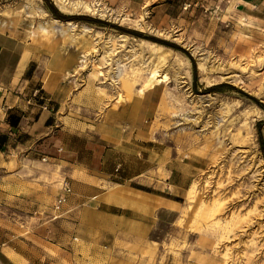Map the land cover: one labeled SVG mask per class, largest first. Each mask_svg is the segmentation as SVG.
I'll return each instance as SVG.
<instances>
[{
    "label": "rangeland",
    "instance_id": "rangeland-1",
    "mask_svg": "<svg viewBox=\"0 0 264 264\" xmlns=\"http://www.w3.org/2000/svg\"><path fill=\"white\" fill-rule=\"evenodd\" d=\"M33 1L0 0V19L5 7H18L21 16L11 21H37L31 30L53 37L52 50L74 48L79 72L64 81L87 85L83 102L100 104V113L126 97H143L144 126L159 141L162 165L191 167L185 183L178 170L176 187L160 192L175 206L162 203L153 215L139 207L147 233L140 251L128 252L135 262L127 264H264V110L253 100L264 104V21L246 18L238 0H147L141 6L69 0L97 1L104 15ZM50 3L64 15L100 19L141 36L75 20L67 36L50 34L39 28L56 19L44 11ZM81 25L90 27L87 35ZM222 83L241 92L214 89ZM43 222L19 218L14 225L23 238Z\"/></svg>",
    "mask_w": 264,
    "mask_h": 264
},
{
    "label": "crops",
    "instance_id": "crops-1",
    "mask_svg": "<svg viewBox=\"0 0 264 264\" xmlns=\"http://www.w3.org/2000/svg\"><path fill=\"white\" fill-rule=\"evenodd\" d=\"M238 4L246 18L264 21V0ZM18 10L5 7L0 19V264L135 262L128 252L140 251L147 233L139 207L153 215L162 203L175 206L160 192L176 187L178 170L185 183L191 167L162 165L159 141L144 126L143 97H126L101 113L100 104L83 102L91 89L74 82V48L52 50L53 37L31 30L37 21H11L21 16ZM67 74L74 78L65 82ZM64 178L71 193L54 212ZM19 218L44 220V227L20 238Z\"/></svg>",
    "mask_w": 264,
    "mask_h": 264
},
{
    "label": "bare ground",
    "instance_id": "bare-ground-1",
    "mask_svg": "<svg viewBox=\"0 0 264 264\" xmlns=\"http://www.w3.org/2000/svg\"><path fill=\"white\" fill-rule=\"evenodd\" d=\"M30 1H31L30 2L31 5H36L35 4L36 2H34L33 0H30ZM54 1L57 2L59 5H61L62 8L68 9V10H76V11L84 10L91 14H100V15H104V13H106L104 8H102L99 2L97 1L93 2L92 4H88L84 1H76V2H72L69 0H54ZM75 25H76L75 22H72V21L63 22L55 18H51L48 23L47 22L40 23L39 28L42 31H47L50 34L60 33V34L67 36L69 34L68 30L73 28ZM89 29H90L89 26L81 25L80 31L83 32V34L87 35V32ZM117 35L119 37H126L124 34H121V33Z\"/></svg>",
    "mask_w": 264,
    "mask_h": 264
},
{
    "label": "trees",
    "instance_id": "trees-1",
    "mask_svg": "<svg viewBox=\"0 0 264 264\" xmlns=\"http://www.w3.org/2000/svg\"><path fill=\"white\" fill-rule=\"evenodd\" d=\"M44 1L49 3L48 0H44ZM51 6H52V4L49 7L50 11H51L52 15L54 17H56L57 19L83 21V22H86L88 24L97 25V26H101V27H107L108 26V27H111V28L116 29V30L121 31V32L133 34V35H136V36H141L139 33H135V32L126 30V29H124V28H122L120 26H117L115 24H112V23H109V22H106V21H103V20H100V19L88 17V16H85V15H64L63 13H60L56 9H53L54 7H51ZM152 40H154V39H152ZM154 41L159 42V43L164 44V45H168V46H170L172 48H176V49L180 50V48L176 47V45H171V44L167 43L166 41H161V40H157V39H155ZM193 76H195V67H194V65H193ZM223 87H228V88H231V89H233L235 91L241 92L240 90L235 89L233 86H229V85L224 84V83L216 85L214 89L218 88L216 90H221ZM253 100L258 104L259 107H261L262 110H264V104L258 102L255 99H253ZM260 148H261L262 154H264V138L260 139Z\"/></svg>",
    "mask_w": 264,
    "mask_h": 264
},
{
    "label": "built area",
    "instance_id": "built-area-1",
    "mask_svg": "<svg viewBox=\"0 0 264 264\" xmlns=\"http://www.w3.org/2000/svg\"><path fill=\"white\" fill-rule=\"evenodd\" d=\"M42 160H45V158H42ZM71 193V187L67 180V178H64L61 181V188L60 192L56 196L55 202L53 204V211L54 212H60L61 209L64 207V205L67 202L68 195ZM57 217V216H54Z\"/></svg>",
    "mask_w": 264,
    "mask_h": 264
},
{
    "label": "water",
    "instance_id": "water-1",
    "mask_svg": "<svg viewBox=\"0 0 264 264\" xmlns=\"http://www.w3.org/2000/svg\"><path fill=\"white\" fill-rule=\"evenodd\" d=\"M67 21H69V20H67Z\"/></svg>",
    "mask_w": 264,
    "mask_h": 264
}]
</instances>
